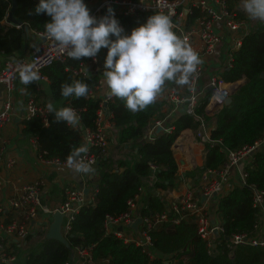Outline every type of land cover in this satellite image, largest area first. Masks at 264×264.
Wrapping results in <instances>:
<instances>
[{
	"label": "trees",
	"instance_id": "obj_1",
	"mask_svg": "<svg viewBox=\"0 0 264 264\" xmlns=\"http://www.w3.org/2000/svg\"><path fill=\"white\" fill-rule=\"evenodd\" d=\"M15 1L12 17L18 23L10 24L5 21L10 2L0 0V56L13 55L20 48L26 39L23 34L24 26L31 32L45 33L44 24L50 21L46 14L35 13L39 0ZM226 2L228 9L233 10L236 17L249 19L239 6L240 0ZM197 15L198 10L191 9L186 17V24ZM144 17L143 14L115 15L127 35L144 24ZM101 50L106 57L107 49ZM89 61L90 58L77 61L68 57L41 71L48 82L47 99H52L53 105L60 102V107L70 106L78 110L81 117L75 130L70 129L65 122H56L54 114L50 113L47 115L46 125L37 116L21 119V135L34 139L37 153L42 158L66 161L71 149L82 143L81 131L94 128L95 111L101 99L94 92L97 80L102 78L105 81L103 73L83 75L74 72ZM221 79L227 83L242 80L230 95V104L222 105L213 115L208 116L204 106L209 93H205L191 112L182 113L169 123V132H159L151 140H145L143 132L160 115V108L164 103L162 95L167 90L178 93L175 84L167 83L154 104L136 113L127 110L120 99H108L105 110L109 114V121L117 130L116 142L112 148L114 154L101 155L94 166L95 193L92 200L82 205L74 214L66 235L70 249L56 240L45 239L40 233L35 244L26 251L23 264H62L75 246L90 247L94 260L107 259L108 264H162V261L182 264L183 258L185 264H264L263 247L237 245L230 252L223 239L224 236L249 231L258 220L259 212L252 206V193L248 185L252 184L256 189L264 191V143L243 167L245 184L224 190L216 198L215 212L220 220L221 233L213 239V247H207L205 241L197 235L192 214L187 211H167L164 198L160 195L162 191L172 188L179 176L171 145L181 130L188 128L195 132L201 125L204 129L210 128L206 140L202 142V164L188 172L193 181L199 180L203 170L217 169L229 151L251 144L263 136L264 22L255 21L242 36L240 45L232 52L231 66L221 73ZM73 81L89 86L87 98L65 99L60 95L61 84ZM27 90L28 93L33 91V83L27 86ZM123 145L127 148L120 154ZM150 165L155 166L154 177L148 185H144L146 178L152 176ZM141 185L145 186V192L137 215L153 220L156 215L167 211L165 219L146 231L150 240L147 251L132 242H123L121 238L105 233L102 228L104 216L115 217L126 211L127 201L140 194ZM140 230L141 227L138 232ZM29 238L27 236L26 239ZM149 254H153V257Z\"/></svg>",
	"mask_w": 264,
	"mask_h": 264
},
{
	"label": "built area",
	"instance_id": "obj_2",
	"mask_svg": "<svg viewBox=\"0 0 264 264\" xmlns=\"http://www.w3.org/2000/svg\"><path fill=\"white\" fill-rule=\"evenodd\" d=\"M111 7L114 15L136 16L143 14L144 23L147 22L148 14H165L171 17L177 35L186 40L194 49V42L201 44V51H197L200 59L202 56L210 57L216 55L222 43L223 48L220 57V65L215 68L214 72H206L203 62L198 66L197 74L192 79L190 86H184V90L180 93L167 90L164 93V100L172 105V111L182 113L191 112L204 96L209 93L207 103L204 106L206 115H213L222 105L224 99L230 96L234 91L235 82H224L221 79V73L231 66L232 52L238 48L241 38L249 30L248 23L242 18L236 17L233 10L228 9L226 0H98L90 9V15L100 18L107 14V9ZM198 10V15L188 24L186 17L191 13V9ZM217 26V27H216ZM230 33V40L224 42V34ZM36 38V42L25 55L14 56L5 59L0 68V85L3 87L4 100L0 107V131L10 123L13 114L12 96L13 84L19 77L20 69L24 65H31L39 73L40 79L44 80L45 76L41 73L43 69L52 65L56 61H63L68 58L67 54L61 52L57 45L45 36V33L32 32ZM92 62H96V58H90ZM105 59V58H104ZM104 71V61L101 66H93L86 68L81 65L76 71L83 75L100 74ZM205 72V75L203 74ZM102 85V78L97 80L96 88ZM108 90L101 96L99 106L95 111L94 128L92 130L83 129L82 143H87L89 152L85 159L92 162L94 168L100 156H106L110 146L109 131L113 127L109 121V114L105 110V102L109 99ZM46 105L35 102L32 98L24 100L23 108H16L20 119H28L37 116L43 125H46L48 113ZM184 107V110H180ZM22 108V109H21ZM78 113V110H76ZM181 114V113H180ZM158 128V130H157ZM171 126L165 124L163 119H156L146 126L143 132L145 140H151L159 132H169ZM203 125L196 131V136L202 135ZM28 142L32 151L35 153L36 162L43 166L63 168L66 167V161H60L57 158H42L37 153V147L32 137L28 138ZM81 143V144H82ZM264 143V134L261 138L253 141L251 144H245L241 147L229 151L225 160L217 169H205L199 175L201 186L199 188V197L204 200L211 197H218L223 188L227 189L237 186H243L245 172L243 167L251 160L252 154ZM6 141L2 138L0 132V264H23L17 260L16 253L6 245L3 240L6 237L17 244L22 245L29 233L41 232L47 228L50 221V215L58 210L61 215L60 233L66 238L73 220L74 214L85 203L92 200L93 191L87 195L80 188H66L63 192L64 198L56 207L46 208L41 203L40 179L25 181L15 184L8 178L2 177V170L9 173V170L15 163L13 156H8L6 152ZM241 165V170L236 177L231 178V174L236 171L237 166ZM152 177L155 166L150 165ZM231 182V183H228ZM252 193V206L257 208L259 215H264V191L258 190L252 184L248 185ZM141 188H139L140 191ZM216 195L213 196L212 194ZM199 197L194 196L192 192H185L175 203L167 205V211L171 210L175 213L179 211H187L192 214L195 220L196 233L205 241L207 247H213L212 230L216 229L221 233L219 222H211L208 218L203 203ZM127 201V209L118 216L112 217L105 215L102 228L107 234L121 238L123 242H132L140 246L142 250H146L150 245V240L146 231L151 229L153 225L160 220L165 219L166 212L156 215L153 220L146 217H140L141 230L124 233L118 227H126L132 223L136 217L135 199ZM263 233L260 234L259 232ZM132 232V233H131ZM227 247L230 252L237 245H249L253 247L264 248V229H260L257 220L249 231L231 234L227 237ZM91 248H82L75 246L71 249V257L67 258L62 264H108L107 259L101 261L94 260L91 257ZM153 257V254H149ZM162 264H174V261H162Z\"/></svg>",
	"mask_w": 264,
	"mask_h": 264
},
{
	"label": "clouds",
	"instance_id": "obj_3",
	"mask_svg": "<svg viewBox=\"0 0 264 264\" xmlns=\"http://www.w3.org/2000/svg\"><path fill=\"white\" fill-rule=\"evenodd\" d=\"M239 6L249 19L264 22V0H240ZM35 13L50 17L44 24L45 36L70 59H95L102 48L107 49L103 71L107 96L120 99L133 113L154 104L167 83L190 86L202 63L199 54L176 34L171 17L165 14L148 17L146 23L127 35L111 7L106 15L97 18L90 15L84 0H39ZM19 79L28 86L40 76L33 66L24 65ZM89 91V86L80 81L60 86V95L65 99L87 98ZM46 112L72 130L81 121L70 106L56 108L48 103ZM88 152L87 143L73 147L66 167L76 174H94L92 162L85 159Z\"/></svg>",
	"mask_w": 264,
	"mask_h": 264
},
{
	"label": "crops",
	"instance_id": "obj_4",
	"mask_svg": "<svg viewBox=\"0 0 264 264\" xmlns=\"http://www.w3.org/2000/svg\"><path fill=\"white\" fill-rule=\"evenodd\" d=\"M98 0H88L84 1L89 10L96 4ZM244 19V18H243ZM247 21L248 28L251 27L250 19H244ZM217 27V26H216ZM26 39L22 42L20 45V48L13 53V55L10 56H0V68L2 66V63L5 59L9 57L14 56H22L25 55L30 48H32L36 42V38L32 35V32L27 29L26 31ZM230 40V33L226 32L224 34V42H228ZM223 48V45L221 43L218 52L216 55L205 57L202 56V62L205 65L206 72H214L215 68H218L220 65V57L223 55L221 53V49ZM194 49H196L198 52L201 51V44L198 41L194 42ZM105 56L103 55L102 50H100L98 56L96 57V62H92L91 59L89 62L84 63L83 65L86 68H91L93 66H101L102 61H104ZM103 73V72H102ZM205 75V72L203 73ZM103 79L105 80L104 76ZM242 80H238L236 82H239ZM178 93L180 91L184 90V86H177ZM23 89V91H22ZM107 86L104 81H102V85L98 88H96V91L94 94L96 96H102L107 91ZM4 91L3 87L0 85V107L4 100ZM12 96V108H13V114L11 115V121L7 125H5L1 129V136L6 141V152L5 154L8 156H13L15 158V163L13 167L9 170V173L2 170V177L8 178L9 180L17 183L25 182V181H31L34 179H40L42 181V184H40L41 189V203L43 207L46 208H53L56 207L64 198L63 192L66 188H80L83 191L86 192L87 195H89L93 189H94V183L96 180V173L94 171V174H76L67 167L63 168H55V167H48L40 165L36 162L35 159V153L32 151L30 144L28 142V138L26 136H22L20 133V121L19 114L16 108H19L20 106L23 108L24 100L28 98H32L35 102L39 104H45V103H53V100L50 99L48 96V82L46 78L44 80H38L36 82H33V91L28 93L27 86H24L20 83L19 77L16 78L13 84V90L11 92ZM164 97V94L162 95ZM55 106H58L60 108V102L55 103ZM21 108V109H22ZM180 110H184V107H181ZM182 114V112L178 111H172V105L164 100V103L162 104L160 108V115L156 117V119H163L164 123L167 125L171 123L178 115ZM211 116V115H208ZM153 120V121H154ZM150 124V123H149ZM148 124V125H149ZM209 127H205L203 130L202 135L196 136V131H192L188 128L181 130L176 138L174 139L172 145H171V151L174 157V160L177 165V173L179 174L178 178L174 182V186L166 191H162L160 195L163 196L164 201L166 205H169L171 203H175L185 192H192L194 196L199 197V188L201 186V181H193V178H191L188 175V172L195 167H199L202 164L203 161V144L202 142L206 140ZM116 128L112 127L109 131V140H110V146L107 151V154H114V151H112V148L116 142ZM145 132V130H144ZM117 146V145H116ZM127 148V146L123 145V148L121 151H119L120 154L123 153V151ZM135 151V150H134ZM3 165L0 164V168H2ZM241 170V165L239 164L237 166L236 171H234L231 174V178L236 177L238 179V173ZM195 178V177H194ZM152 180V176H148L145 180L144 185H148L150 181ZM231 183V182H228ZM140 194L135 199V213H137L139 205L142 203V195L145 192V186H140ZM227 190V187L223 188V191ZM84 192V193H85ZM217 197H211L206 200H201L199 197L200 202L203 203L204 210L208 216V218L212 222H220L218 215L215 212L216 209V203H217ZM258 222L260 229H264V215H258ZM119 228V227H118ZM122 228V227H121ZM139 226L137 227L138 230ZM130 229L129 227H124L121 229L124 233H129ZM259 232V231H258ZM41 232H35V233H29L27 236H30L29 239H25V242L20 244L15 243L12 241V238L6 237L4 238L3 242L9 246V248L15 252H18L28 243L36 238L38 234ZM132 233V232H131ZM260 234H263L259 232ZM43 234V233H41ZM27 238V237H26ZM213 240V239H212ZM214 243V240H213ZM31 249V248H29ZM20 256V254H19ZM24 258V257H23ZM18 260V258H17ZM183 258V263L184 262ZM23 262V259H22Z\"/></svg>",
	"mask_w": 264,
	"mask_h": 264
},
{
	"label": "water",
	"instance_id": "obj_5",
	"mask_svg": "<svg viewBox=\"0 0 264 264\" xmlns=\"http://www.w3.org/2000/svg\"><path fill=\"white\" fill-rule=\"evenodd\" d=\"M9 2H10V6H9V10L6 13L5 21L10 23V24H17L18 22L12 17V11L15 8L16 1L15 0H9ZM26 31H27V27L24 26L23 27V34L24 35L26 34ZM240 83H241V81L235 83L234 90ZM231 101H232V98L230 96H227L224 99L223 105L226 106V105L230 104ZM157 130H158V128H157ZM212 195L215 196L216 194L213 193ZM200 199L203 200L204 198L200 197ZM61 218H62V215L58 210L54 211L50 215V221L47 225L46 230L44 231L43 237L45 239L56 240L57 242L61 243L65 248L70 249L68 242H67V239L60 233ZM140 223H141V218L136 217L132 223L127 224V227H129L130 229H132V231L135 232V231H137V227L140 225ZM118 229L121 230L122 228L119 227ZM212 236H213V239L217 238L219 236V233L216 229L212 230ZM223 239L226 241L227 237L224 236ZM70 257H71V252H69V254H68V258H70Z\"/></svg>",
	"mask_w": 264,
	"mask_h": 264
},
{
	"label": "rangeland",
	"instance_id": "obj_6",
	"mask_svg": "<svg viewBox=\"0 0 264 264\" xmlns=\"http://www.w3.org/2000/svg\"><path fill=\"white\" fill-rule=\"evenodd\" d=\"M247 20H249V19H247ZM245 21H246V20H245ZM254 22H255L254 20H251V19H250V24H251V25H252ZM37 239H38L37 237L34 238V239H32V240L28 243V245H26V247H24L23 249L20 248V250H19L18 252H15L16 255H17V257H18V261H22L23 257H24L25 254H26V251H27L29 248H31V246H33V245L35 244V242L37 241ZM19 254H20V256H19Z\"/></svg>",
	"mask_w": 264,
	"mask_h": 264
}]
</instances>
